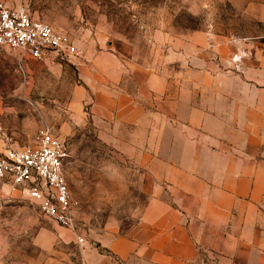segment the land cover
Masks as SVG:
<instances>
[{"label": "crops", "instance_id": "crops-1", "mask_svg": "<svg viewBox=\"0 0 264 264\" xmlns=\"http://www.w3.org/2000/svg\"><path fill=\"white\" fill-rule=\"evenodd\" d=\"M247 12L251 38L197 32L155 64L88 53L72 117L147 173L149 198L78 263L41 242L46 264H264V4Z\"/></svg>", "mask_w": 264, "mask_h": 264}, {"label": "rangeland", "instance_id": "rangeland-1", "mask_svg": "<svg viewBox=\"0 0 264 264\" xmlns=\"http://www.w3.org/2000/svg\"><path fill=\"white\" fill-rule=\"evenodd\" d=\"M68 33L81 52L67 62L22 60L0 48V152L35 143L46 131L65 143V170L78 235L45 217L0 183V264H46L40 247H99L104 235L124 236L140 221L149 177L137 163L100 141L90 118L79 124L70 107L78 67L88 53L110 50L123 60L155 64L175 44L200 32L219 40L251 38L261 28L248 14L264 0H0ZM137 165V166H136ZM42 237L44 239L42 240ZM52 239H50V238ZM41 243V244H40ZM57 251L61 252L60 248ZM56 252V251H55ZM53 253V252H52Z\"/></svg>", "mask_w": 264, "mask_h": 264}, {"label": "built area", "instance_id": "built-area-1", "mask_svg": "<svg viewBox=\"0 0 264 264\" xmlns=\"http://www.w3.org/2000/svg\"><path fill=\"white\" fill-rule=\"evenodd\" d=\"M0 48L16 53L20 61L67 62L81 56L68 33L35 18L24 7L10 8L3 3ZM3 136L0 129V138ZM67 159L65 143L50 131L43 132L33 144L0 152V183L34 203L54 223L76 233L77 243L82 245L85 240L75 227L66 177Z\"/></svg>", "mask_w": 264, "mask_h": 264}]
</instances>
